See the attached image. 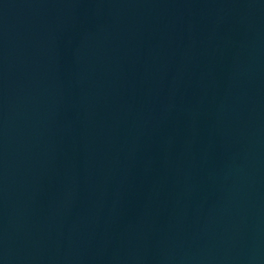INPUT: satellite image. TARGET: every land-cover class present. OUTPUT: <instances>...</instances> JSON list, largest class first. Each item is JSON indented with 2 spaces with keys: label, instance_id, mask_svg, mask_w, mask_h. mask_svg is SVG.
Returning <instances> with one entry per match:
<instances>
[{
  "label": "water",
  "instance_id": "95a60500",
  "mask_svg": "<svg viewBox=\"0 0 264 264\" xmlns=\"http://www.w3.org/2000/svg\"><path fill=\"white\" fill-rule=\"evenodd\" d=\"M0 264H264V0H0Z\"/></svg>",
  "mask_w": 264,
  "mask_h": 264
}]
</instances>
